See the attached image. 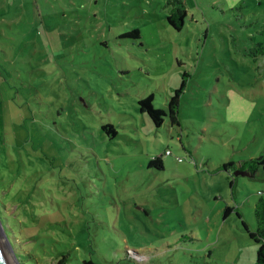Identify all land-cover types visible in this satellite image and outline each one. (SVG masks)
Wrapping results in <instances>:
<instances>
[{
	"label": "rangeland",
	"instance_id": "obj_1",
	"mask_svg": "<svg viewBox=\"0 0 264 264\" xmlns=\"http://www.w3.org/2000/svg\"><path fill=\"white\" fill-rule=\"evenodd\" d=\"M183 1L178 31L166 0H0V235L15 264H254L241 219L256 229L264 172L219 167L264 154V0ZM182 79L179 123L155 127L138 99L166 108Z\"/></svg>",
	"mask_w": 264,
	"mask_h": 264
},
{
	"label": "trees",
	"instance_id": "obj_2",
	"mask_svg": "<svg viewBox=\"0 0 264 264\" xmlns=\"http://www.w3.org/2000/svg\"><path fill=\"white\" fill-rule=\"evenodd\" d=\"M164 8L167 9L168 14L166 16L167 22L176 30H181L185 18L187 17V8L183 0H166L163 5ZM123 37H139V30L134 28L128 32L122 34ZM252 52L254 55L264 54V46L261 44H257L256 48H252ZM186 74H184V77ZM186 80L182 79L177 88L174 89L172 95L166 102V108L155 107L153 104L154 95L153 93H149L143 97H140L137 101L139 111L141 113L147 114L150 118L151 122L155 125V127H159L162 125L164 121V117L168 115L170 122L172 124H178V107L180 102L181 94L185 88ZM103 132L108 135V138H113L117 136V131L111 124H103L101 126ZM169 151H166V153ZM156 166L158 168H162L161 158L159 156L153 157L149 160L148 166ZM228 167H232L234 170H244L248 173L249 176L253 177L258 169H262L264 172V154L260 156H256L253 158H248L243 161L234 164L233 162H228L222 164L219 168L228 169ZM232 207L226 206L222 211V218H225L229 212H231ZM254 213L256 217L257 227L255 230H250L247 226V223L241 219V223L244 229L247 231L248 236L257 243L255 262L254 264H264V197H260L254 206ZM237 216L241 218V215L237 212ZM11 233V232H10ZM66 255H62L60 257V264H65ZM81 264H97L91 259L82 260Z\"/></svg>",
	"mask_w": 264,
	"mask_h": 264
},
{
	"label": "water",
	"instance_id": "obj_3",
	"mask_svg": "<svg viewBox=\"0 0 264 264\" xmlns=\"http://www.w3.org/2000/svg\"><path fill=\"white\" fill-rule=\"evenodd\" d=\"M234 174H240V175L248 176V173L246 171L239 170V169H236ZM0 233H1V231H0ZM4 238L5 237H1V235H0V264H14V262L12 260L13 253H11L12 257H11V255L9 253V251L11 252V250H10V242L6 238H5V241H4ZM8 248H9V251H8Z\"/></svg>",
	"mask_w": 264,
	"mask_h": 264
},
{
	"label": "bare ground",
	"instance_id": "obj_4",
	"mask_svg": "<svg viewBox=\"0 0 264 264\" xmlns=\"http://www.w3.org/2000/svg\"><path fill=\"white\" fill-rule=\"evenodd\" d=\"M10 253V252H9ZM11 255V254H10ZM11 257H12V255H11ZM12 260H13V258H12ZM13 262H14V260H13ZM14 264H15V262H14Z\"/></svg>",
	"mask_w": 264,
	"mask_h": 264
},
{
	"label": "built area",
	"instance_id": "obj_5",
	"mask_svg": "<svg viewBox=\"0 0 264 264\" xmlns=\"http://www.w3.org/2000/svg\"><path fill=\"white\" fill-rule=\"evenodd\" d=\"M168 153V152H167Z\"/></svg>",
	"mask_w": 264,
	"mask_h": 264
}]
</instances>
